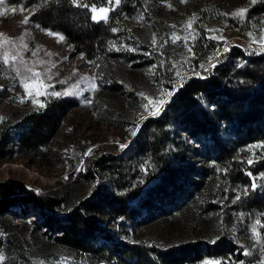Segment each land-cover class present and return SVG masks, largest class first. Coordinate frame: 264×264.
I'll use <instances>...</instances> for the list:
<instances>
[{"label": "trees", "instance_id": "16d2710c", "mask_svg": "<svg viewBox=\"0 0 264 264\" xmlns=\"http://www.w3.org/2000/svg\"><path fill=\"white\" fill-rule=\"evenodd\" d=\"M84 3L89 7L71 0L0 3V21L25 12L36 31L62 35V45L97 79L87 106L52 97L0 123V163L18 156L45 168L64 158L68 169L65 180L42 190L0 180L2 226L31 223L33 234L73 253V264L263 259L264 48L221 50L206 24L224 22L249 37L264 22V0H120L106 21L92 20L90 8L107 0ZM241 8L243 16L232 15ZM193 16L188 54L175 67L169 34ZM190 68L198 74H183ZM147 84L173 93L157 115L143 107ZM151 103L148 110H156V98ZM94 117L119 129L109 135L115 142L86 154L89 142L76 136L63 152V123L78 131Z\"/></svg>", "mask_w": 264, "mask_h": 264}, {"label": "rangeland", "instance_id": "374dc122", "mask_svg": "<svg viewBox=\"0 0 264 264\" xmlns=\"http://www.w3.org/2000/svg\"><path fill=\"white\" fill-rule=\"evenodd\" d=\"M114 5V3L111 5L108 3L97 8L111 9ZM25 17L27 14L22 12L0 21V33L15 40L14 44L5 43L0 48V53L8 51L11 56L18 51L19 57H22L27 62V66L32 68V72L26 71L25 65L21 64L18 58L15 68H19L20 74L17 75L14 67L0 62V123L5 119L12 120L11 118H14L16 114L37 108L43 105L46 99L52 97L76 98L81 106H87L89 103L85 101H90L96 89L92 85H97L96 76L89 70L80 56L71 55L69 50L62 45L58 33L52 32L58 35H49L48 30L38 32L28 22H23ZM190 28L187 23L182 24L175 27L169 34L175 67L182 66V62L185 61L188 54L186 42L191 36ZM206 30L210 37L221 43V50L228 46L264 48V44L255 42L264 38V22L249 37L239 35L226 23L220 21L208 22ZM173 33L180 39L173 42ZM20 37H23V44L28 46L27 49L23 48ZM33 52L36 55H33ZM215 59L210 60L209 63L211 64ZM37 61H44V63H37ZM205 67L206 64L201 68ZM198 72L199 69L190 68L184 70L183 74H198ZM33 73H40L38 79L41 84L38 87L32 86L36 80ZM85 78H90L91 83ZM22 81L29 84L27 90L22 85ZM144 90L148 98H151L148 99V105L152 104V99L156 98L158 101L161 98H167L166 92L158 85L147 84ZM52 93H60V95H52ZM161 107L158 105L156 110L151 111H157ZM12 111L15 113L12 114ZM146 113L149 115L148 109ZM117 130L119 131V129H108L104 125H97L94 117L87 123L86 121L83 122L82 128L77 131L72 127L71 122L66 120L57 139L60 149L66 152L65 148L70 144L72 138L80 137L82 141L89 142L85 151L86 154H89V150L92 151L99 143L115 142L109 135L113 131L119 135ZM11 133L14 136L15 133L12 128ZM131 138L132 136L124 139L120 144H126ZM54 145L57 144L54 142ZM65 162L63 158L56 166L39 168L36 165L28 164L26 157L17 156L0 163V180H12L22 183L28 188L34 187L36 190H42L58 178L65 180L68 172ZM31 229L32 225L29 222L19 224L18 221L14 220L6 227L0 223V256L3 257L0 264L74 263L76 257L73 253L61 246L45 241L40 235L33 234ZM262 262H264V258L255 264H262Z\"/></svg>", "mask_w": 264, "mask_h": 264}, {"label": "snow or ice", "instance_id": "6c2138e0", "mask_svg": "<svg viewBox=\"0 0 264 264\" xmlns=\"http://www.w3.org/2000/svg\"><path fill=\"white\" fill-rule=\"evenodd\" d=\"M71 2L74 3V4H77V6L86 7V8L89 7L88 4L84 3V0H71ZM107 2L110 5L113 4V3L115 5H119L120 0H107ZM181 2H186V0H181ZM251 2L252 3H255L256 0H251ZM0 3H3V0H0ZM169 7H171V5H169ZM109 10H110L109 8H105V7L97 8L95 5H93L90 8V11L92 13L91 19L94 20V21H99V20L106 21L108 19L107 12ZM13 11H15V10H13ZM246 11H247V9L241 8V9H238L236 12L232 13V15H234V16H243L246 13ZM3 14H4L3 11H0V15H3ZM28 19H29V17H25V19H24L23 22L24 23H27L28 22ZM194 19H195V16H193V18L190 19L187 22L189 28L191 27L192 22H193ZM37 27H39V26H37ZM173 27H175V26H173ZM112 31L115 32V31H117V29H112ZM210 31H215V30H210ZM48 34L49 35H58V34H54V33L50 32V31H49ZM248 35L251 36V33H248ZM172 36H173V42H175L176 39H180V37H177L175 33H173ZM58 38L62 40L63 39V36L60 35ZM20 41L22 43L23 48L24 49H27L28 46L26 44H23V37H20ZM255 42L264 44V38H262L260 41H255ZM5 43L14 44L15 43V40L14 39L7 38L5 34L0 33V48H2ZM152 43L154 45L156 43L155 34H153ZM113 49L116 50V51H120L121 50L119 48H115V45H113ZM132 50H134V49H132ZM225 50L227 51V49H225ZM262 50H264V49H262ZM189 51L191 52V48H189ZM33 55H36V53L33 52ZM18 58L20 60V63L23 64V65H25L26 71L32 72V68H30V67L27 66V62L24 61L22 57H19V52L18 51H17L16 54L11 55V56H10V54H9L8 51H4V52L0 53V62H2L5 65H10L11 67H14V68H15L16 61H17ZM37 63H44V61H37ZM201 67H203V65H201ZM15 70H16L17 75H19L20 74L19 68H15ZM177 75H179V73H177ZM33 76L36 78V80H35V84H33L32 86L33 87H38L41 84V82L38 79V77L40 76V73H33ZM85 79L88 80L89 83H91V79L90 78H85ZM22 85L25 87L26 90L29 88V84L28 83H24L22 81ZM92 87L94 88L96 86L93 84ZM65 94H68V93H65ZM172 94H173L172 92H167L166 93V95L168 97H170ZM52 95H60V93H52ZM139 95L141 97H145V94L144 93H139ZM145 98L146 99H151V98H147V97H145ZM33 102L36 103V101H33ZM85 102L86 103H91V101H85ZM157 103L160 106H162L164 103H167V100L161 98V99H159L157 101ZM40 107H43V105H40ZM143 107L146 110L149 109V105L148 104H144ZM157 114H158L157 111H149V115H157ZM143 118H146V117H142V119ZM130 131H131V134L133 136L136 135V131H134V130H130ZM120 147L123 148V147H126V145H123L122 144V145H120ZM90 152H91V150H89V154H90ZM248 163L251 164V163H253V161L252 160H249ZM249 175H251V173H249ZM261 176L264 177V174H261ZM253 186H255V185H253ZM237 199H239V197H237ZM259 223L260 222L257 221V224H259ZM262 226H264V225H262ZM253 234L256 237H259V233L256 232V229L255 228H253ZM261 250L264 251V248H262ZM2 260H3V257L0 256V261H2ZM204 264H220V262L219 261H205ZM262 264H264V262H262Z\"/></svg>", "mask_w": 264, "mask_h": 264}]
</instances>
